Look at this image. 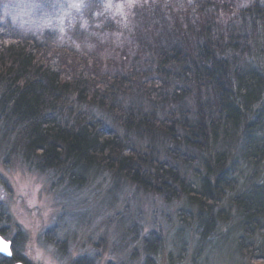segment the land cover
Segmentation results:
<instances>
[{"label":"trees","instance_id":"16d2710c","mask_svg":"<svg viewBox=\"0 0 264 264\" xmlns=\"http://www.w3.org/2000/svg\"><path fill=\"white\" fill-rule=\"evenodd\" d=\"M211 1L200 19L150 24L152 40L140 30L138 51L118 60L88 49L89 30L60 36L0 25V124L30 168L77 187L106 171L165 200L183 198L204 234L226 218L213 208L228 196L237 251L264 263V182L238 190L227 147L248 165L264 162V2H247L220 24L209 12L221 3ZM188 151L203 169L196 184L174 164ZM158 239L146 240L142 264H153Z\"/></svg>","mask_w":264,"mask_h":264},{"label":"rangeland","instance_id":"374dc122","mask_svg":"<svg viewBox=\"0 0 264 264\" xmlns=\"http://www.w3.org/2000/svg\"><path fill=\"white\" fill-rule=\"evenodd\" d=\"M203 1L0 0V25L60 36L75 27L89 30L83 37L88 49L105 60H118L138 51L140 30L148 40L153 39L152 33H146L150 24H186L187 19H200ZM212 1L221 5L213 3L209 13L219 17L220 24H227L239 8L253 0ZM156 6L160 11H155ZM160 29L151 31L155 34ZM76 42L73 46L79 49ZM191 103L187 98L186 106ZM8 130L0 124V234L26 264H142L144 244L152 234L160 238L157 252L151 255L153 264H264L237 251L239 228L228 196L213 208L226 218H217L211 233L204 234L196 210L183 198L165 200L132 183L116 182L106 171L90 175L77 187L30 168L13 149ZM227 147L240 175L238 190L264 182V162L257 167L248 165L237 146ZM197 156L188 151L174 162L192 184L203 175Z\"/></svg>","mask_w":264,"mask_h":264},{"label":"flooded vegetation","instance_id":"af4514ba","mask_svg":"<svg viewBox=\"0 0 264 264\" xmlns=\"http://www.w3.org/2000/svg\"><path fill=\"white\" fill-rule=\"evenodd\" d=\"M0 260H3L4 261L3 263L0 262V264H14L16 261L22 260V259L21 258L20 259H16L15 258V252H14V250L12 248V255L9 256V257H6V256H3V255L0 254Z\"/></svg>","mask_w":264,"mask_h":264},{"label":"water","instance_id":"95a60500","mask_svg":"<svg viewBox=\"0 0 264 264\" xmlns=\"http://www.w3.org/2000/svg\"><path fill=\"white\" fill-rule=\"evenodd\" d=\"M0 238H2L3 242L6 243L9 247V253H6V252H3V251H0V254L3 255V256H6V257H9L12 255V245H11V242L9 240H6L1 234H0ZM14 264H25L22 260H18L16 261Z\"/></svg>","mask_w":264,"mask_h":264},{"label":"snow or ice","instance_id":"6c2138e0","mask_svg":"<svg viewBox=\"0 0 264 264\" xmlns=\"http://www.w3.org/2000/svg\"><path fill=\"white\" fill-rule=\"evenodd\" d=\"M71 6L72 7H77L76 4H72ZM0 251L9 253V247H8V245L6 243L3 242L2 238H0Z\"/></svg>","mask_w":264,"mask_h":264}]
</instances>
